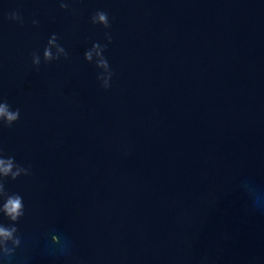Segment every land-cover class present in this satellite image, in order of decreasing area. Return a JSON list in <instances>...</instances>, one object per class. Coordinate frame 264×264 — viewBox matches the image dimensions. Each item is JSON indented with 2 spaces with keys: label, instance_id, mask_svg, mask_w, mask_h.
Listing matches in <instances>:
<instances>
[{
  "label": "water",
  "instance_id": "95a60500",
  "mask_svg": "<svg viewBox=\"0 0 264 264\" xmlns=\"http://www.w3.org/2000/svg\"><path fill=\"white\" fill-rule=\"evenodd\" d=\"M60 2L0 0V154L30 166L0 264H264V0Z\"/></svg>",
  "mask_w": 264,
  "mask_h": 264
},
{
  "label": "clouds",
  "instance_id": "9594fccd",
  "mask_svg": "<svg viewBox=\"0 0 264 264\" xmlns=\"http://www.w3.org/2000/svg\"><path fill=\"white\" fill-rule=\"evenodd\" d=\"M60 9L67 10L69 7L66 0H61ZM7 19L12 21H19L22 23L21 17L18 13L13 12L7 16ZM90 22L93 25H99L103 29L107 30L110 27L108 14L104 11H97L91 16ZM33 26L38 24V21H33ZM57 36L53 34L47 42V46L43 50V61L45 64L56 61L63 57L68 58V54L63 46L57 43ZM106 44L101 45L99 43H93L92 47L84 53L85 62L92 63L95 61V67L100 70V75L97 76L98 81L101 82V87L107 89L109 87V80L113 73L110 71L109 63L104 57L103 53L107 48V44L111 43V35L105 32ZM53 49L55 51H53ZM31 63L33 68L39 69L41 64V58L37 52L31 54ZM20 116V110H12L7 101L0 102V124L3 127H11ZM30 174V166L25 168L14 162V157L4 158L0 154V214L10 222L11 226L0 225V254L5 257L11 256L14 249L19 246L20 238L16 235L17 228L14 226L15 223L24 215V203L23 197L19 194H9L5 190L4 179L8 178L15 181L18 177ZM52 243H58L56 236H52ZM11 247H8V245Z\"/></svg>",
  "mask_w": 264,
  "mask_h": 264
}]
</instances>
